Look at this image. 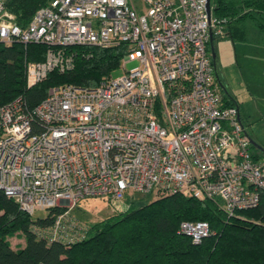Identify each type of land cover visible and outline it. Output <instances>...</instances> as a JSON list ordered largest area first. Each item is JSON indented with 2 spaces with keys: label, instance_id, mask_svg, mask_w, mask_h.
<instances>
[{
  "label": "built area",
  "instance_id": "1",
  "mask_svg": "<svg viewBox=\"0 0 264 264\" xmlns=\"http://www.w3.org/2000/svg\"><path fill=\"white\" fill-rule=\"evenodd\" d=\"M139 1L51 0L21 26L0 0V42L49 47L43 61L25 62L29 86L72 66L64 46L127 47L117 77L52 87L33 108L21 96L0 106V190L30 215L63 209L38 230L49 242L85 236L70 211L89 197L180 192L228 216L260 202L264 158L238 107L223 104L207 49L223 37L222 20L207 0ZM178 229L195 244L211 234L203 220Z\"/></svg>",
  "mask_w": 264,
  "mask_h": 264
},
{
  "label": "trees",
  "instance_id": "2",
  "mask_svg": "<svg viewBox=\"0 0 264 264\" xmlns=\"http://www.w3.org/2000/svg\"><path fill=\"white\" fill-rule=\"evenodd\" d=\"M50 1L6 0L5 5L14 20L25 26L37 9ZM211 11L222 20L223 37L245 41L250 22L257 31V42L264 45V0H212ZM62 48L71 57L72 66L63 71L53 69L29 86L25 62L43 61L49 47L0 42V106L21 96L28 108H33L50 88L65 84L95 87L120 68L127 52L124 43ZM226 98L223 96V104L235 105ZM253 154L256 159L264 158L258 151ZM128 198V208L115 209L112 215L90 225L83 223L85 236L64 244L49 242L39 234L62 208L47 210L44 217L35 219L0 190V264H264V191L256 207L237 210L233 216L211 199L180 192L136 205ZM183 220L206 221L211 234L195 244L179 232ZM16 232L24 235L25 244L13 249L8 237Z\"/></svg>",
  "mask_w": 264,
  "mask_h": 264
},
{
  "label": "rangeland",
  "instance_id": "3",
  "mask_svg": "<svg viewBox=\"0 0 264 264\" xmlns=\"http://www.w3.org/2000/svg\"><path fill=\"white\" fill-rule=\"evenodd\" d=\"M135 1L140 3L139 0ZM210 49L216 55L214 67L215 75L217 74L220 80L217 82L218 86L225 94L230 95L233 92L240 100L242 109H247L248 113H251L252 122L247 124V133L252 141L264 150V45L257 42L255 27L248 23L245 41L216 37L210 44ZM135 64L136 62H127L125 67L128 69ZM123 72L122 68H118L112 72V77H117ZM252 150L263 154L255 146ZM155 197L158 196L153 193H136L128 199L136 205L150 202ZM130 204L125 199L108 201L101 197H89L79 202L70 213L80 222L90 225L112 215L115 209L128 208ZM46 213L37 209L33 218H42ZM23 238L22 233L16 232L8 237V240L13 246L17 245L18 239Z\"/></svg>",
  "mask_w": 264,
  "mask_h": 264
},
{
  "label": "crops",
  "instance_id": "4",
  "mask_svg": "<svg viewBox=\"0 0 264 264\" xmlns=\"http://www.w3.org/2000/svg\"><path fill=\"white\" fill-rule=\"evenodd\" d=\"M213 39L211 41H209V43H208V47L209 48H210V44L212 43ZM209 50H210V53H211V49H209ZM215 57H216V55H215ZM216 79H217V82L220 81L218 79V76H216ZM220 90H221V88H220ZM225 91H226V89H225ZM221 92H222L223 96H225V95L227 96L226 100H230L231 102L235 103V106L238 107L241 122H242L244 128L247 131V128H246L247 127V124L250 123V122H252V119L250 118L251 117V113H248V110L247 109L246 110L245 109H242V105H241L240 100L238 99V97L235 94H233V92L230 95L225 94L222 90H221ZM24 244H25V239L24 238L21 239V240L18 239L17 245H13V246L11 245V247L13 249H16V248H19V247H23Z\"/></svg>",
  "mask_w": 264,
  "mask_h": 264
},
{
  "label": "water",
  "instance_id": "5",
  "mask_svg": "<svg viewBox=\"0 0 264 264\" xmlns=\"http://www.w3.org/2000/svg\"><path fill=\"white\" fill-rule=\"evenodd\" d=\"M206 9H207V13L210 14L211 13V1L210 0H207ZM211 57L214 61V59H215V53L214 52H211ZM251 144L253 146H255L256 148L260 149L263 152V156H264V150L262 148L258 147L256 145V143L252 141V139H251Z\"/></svg>",
  "mask_w": 264,
  "mask_h": 264
}]
</instances>
